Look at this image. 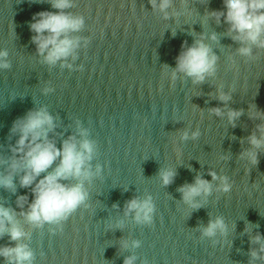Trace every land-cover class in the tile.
Returning <instances> with one entry per match:
<instances>
[{"label": "water", "instance_id": "obj_1", "mask_svg": "<svg viewBox=\"0 0 264 264\" xmlns=\"http://www.w3.org/2000/svg\"><path fill=\"white\" fill-rule=\"evenodd\" d=\"M71 2L67 11L83 18L70 34L78 46L48 65L28 27L34 13L55 11L48 0H0V51L9 64L0 68V160L13 155V122L40 108L53 118L47 137L57 148L69 137L94 146L87 162L92 175L83 181L87 198L58 223L37 226L22 215L33 199L31 188L19 184L22 171L13 174L15 191L0 187V205L13 210L26 233L19 242L31 249L32 264H124L127 257H135L133 264H264L250 256L264 243V147L252 149L247 139L259 137L257 125L264 124L255 115L264 114V48L247 45L251 54H239L244 45L228 35L223 17L218 23L209 15L224 10L223 0H171L165 12L150 0ZM212 33L216 41L208 38ZM201 34L217 57L214 74L202 83L173 76L181 45ZM221 92L227 102L218 99ZM229 109L241 111L235 126ZM248 150L257 153V164L241 156ZM162 169L175 172L167 186ZM7 171V163L0 164V174ZM209 172L226 177L230 190H220ZM197 176L212 189L196 197L201 206L193 208L178 189ZM18 196L27 197L23 207ZM146 197L154 206L151 222L125 215L129 200ZM217 217L225 231L203 235ZM257 234L260 243L253 242ZM16 243L0 235V247ZM0 264L7 261L0 257Z\"/></svg>", "mask_w": 264, "mask_h": 264}, {"label": "clouds", "instance_id": "obj_2", "mask_svg": "<svg viewBox=\"0 0 264 264\" xmlns=\"http://www.w3.org/2000/svg\"><path fill=\"white\" fill-rule=\"evenodd\" d=\"M51 8L55 11H39L32 15L28 24L29 30L34 33L31 37L32 43L36 46L37 54L43 57L48 65H55L58 61L73 55L74 49L78 46V39L70 34L77 32L83 25V18L73 15L68 9L72 7L71 0H48ZM153 7H158L161 12L170 7L171 0H150ZM224 10L209 13L219 23L223 17L224 23L228 25V35L234 41L240 42L242 47L238 48L239 54L248 56L251 48L247 45H256L264 48V0H223ZM212 41L217 40V35L212 33L208 37ZM181 51L176 57V72L183 73L192 79L193 83H202L207 76L215 72L216 55L211 47L204 43V37L194 39L190 46L186 42L181 45ZM6 51H0V68H8L9 64L4 59ZM45 91H48L47 89ZM222 102H227L230 97L223 92L218 96ZM210 111L217 116L221 115L220 108H212ZM241 115L240 110L229 109L226 113L230 123ZM258 117H264L262 113H255ZM251 118V115H250ZM53 127V118L44 108L29 111L23 118L13 122L11 132L18 134L14 145L9 147L12 157L8 161L0 160V164L7 163L9 171L0 174V187L15 191L13 174L22 171L19 177V184L22 188H31L32 201L28 210L22 215L33 225L42 223H58L75 211L87 198L83 181L88 179L92 173L88 167V161L92 159L94 146L87 139L81 140L78 144L73 137L64 140L60 148L47 137L48 131ZM259 137L255 133L249 135L248 142L252 149L264 147V124L257 125ZM81 135H86L83 131ZM199 135L198 131L192 132V138ZM183 139L188 138V133L182 134ZM247 157L252 165L258 163L257 153L248 150L241 153ZM55 167L52 168L54 162ZM52 168V171H48ZM99 168H97V172ZM41 173H45L41 177ZM212 180H220V190L227 192L230 185L226 177H217L215 172H209ZM163 185H169L175 172L172 169H162L159 173ZM37 177H41L37 179ZM69 178L76 179L74 184H65L61 181ZM212 184L197 176L192 184L181 186L178 191L182 199L193 208L201 205L195 201L196 197L210 194ZM27 200L26 196L17 197V206L23 207ZM154 206L151 198L143 200L133 198L126 203L125 215L134 214L137 223L151 222ZM15 213L11 208L0 205V235L7 233L11 241H16L14 246L0 247V257H3L7 264H32L33 253L27 244L21 243L26 233L14 220ZM219 230L225 231V224L222 218L217 217L210 220L202 229L203 235L211 237ZM261 237L257 234L253 242L260 243ZM132 246H138L137 241ZM127 247V243H125ZM264 243L261 244L259 252L252 250V259H264ZM135 257H127L124 264H133Z\"/></svg>", "mask_w": 264, "mask_h": 264}]
</instances>
